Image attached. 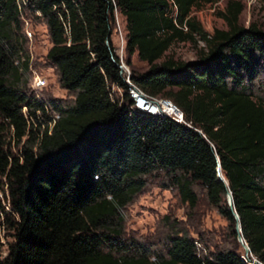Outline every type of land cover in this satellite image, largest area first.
Masks as SVG:
<instances>
[{"label":"trees","instance_id":"obj_1","mask_svg":"<svg viewBox=\"0 0 264 264\" xmlns=\"http://www.w3.org/2000/svg\"><path fill=\"white\" fill-rule=\"evenodd\" d=\"M200 1L173 0L171 15L168 0H28L20 9L0 0V186L7 202L0 199V225L11 237L5 254L0 240V264H251L252 257L264 264V100L253 94L264 25L239 24L242 2L226 0L217 12L225 27L207 31L191 14ZM113 9L124 17L125 52L146 63L129 80L170 99L183 121L128 107L109 41ZM22 15L41 22L49 41L33 65L50 66L71 95H46L58 113L50 126L28 84ZM197 39L203 45L193 60L165 53L174 42ZM216 156L250 254L237 246L200 254L184 230L167 233L159 247L125 232L124 206L160 172L189 208L197 200L192 184L200 183L236 239Z\"/></svg>","mask_w":264,"mask_h":264},{"label":"rangeland","instance_id":"obj_2","mask_svg":"<svg viewBox=\"0 0 264 264\" xmlns=\"http://www.w3.org/2000/svg\"><path fill=\"white\" fill-rule=\"evenodd\" d=\"M240 1L243 7L238 15V23L243 26H247L251 22L264 25V4L260 0ZM225 2L226 0H201L198 5L192 7L191 14L207 31H211L215 27L224 28L225 24L217 12L223 9ZM27 19H29L28 26L33 32L30 39L26 37L27 52L33 54V59L41 58L49 46L44 25L29 17ZM23 27L22 23V29ZM124 38V17L116 9H113L109 41L127 66L129 73L142 71L146 68V63L140 61L135 52L130 54L125 52ZM202 45L203 42L199 39L196 40V45L189 41H177L172 43L165 53L174 58L189 61L195 59L196 48H200ZM35 68L46 78L45 86L39 90V97L45 99L47 95L66 100L71 99V95L57 84L52 69L48 66H36ZM254 82L253 94L264 100V90L262 89L264 87V62L260 64ZM110 90L112 96L120 95V89L117 87L111 86ZM12 149L13 152L16 151V147ZM192 188L196 193L197 200L195 206L189 208L185 202L179 199L177 189L169 178L160 172L148 175L142 188L124 206L125 232L151 241L155 247H159L167 233L184 230L194 238V244L200 254L237 246L241 250L242 256L245 257L227 220L219 213L217 207L207 200L204 187L200 183L194 182ZM0 199L7 206L4 185L0 186ZM8 233L9 231L0 225V240L3 244L1 254H5L6 242L11 239Z\"/></svg>","mask_w":264,"mask_h":264},{"label":"built area","instance_id":"obj_3","mask_svg":"<svg viewBox=\"0 0 264 264\" xmlns=\"http://www.w3.org/2000/svg\"><path fill=\"white\" fill-rule=\"evenodd\" d=\"M15 2L19 9L21 8L22 5L28 4V0H15ZM168 2L170 6V14L174 15L176 12V6L173 0H168ZM35 14L39 15V12L35 11ZM27 18L26 16L24 17V15L21 16L22 23L24 24L23 32L25 36L28 39H30L33 35V32L28 26L29 19ZM62 25H63L64 35L67 38L65 43L69 44V25L67 21L64 20H62ZM182 28L185 29L184 24H182ZM45 33H46V29H45ZM113 51L114 53H116L114 47H113ZM23 58L24 56L15 57L13 59V63L16 65H20V62L23 60ZM37 59L41 60L42 56L41 58H37ZM32 61H33V54H28V70L30 71V78L28 84L30 90L42 102V105L47 113V117L49 119L48 122L50 126L54 122V120L58 117V113L52 110L49 103L44 98L39 97L40 95L39 90H41V88L45 86L46 78L44 75L36 71L35 68L36 66L33 65ZM117 66L120 68V71L124 74L125 81L128 84L127 91H128L129 99L131 101L130 104H128L129 108L131 109L135 108L139 111H143L148 114L169 116L172 119L179 122L183 121V114L181 109L176 104H174L170 99L149 95L129 80V76H130L129 70L127 66L123 63V60L121 59L120 55L118 56ZM48 68L52 69L50 66H48ZM22 110L25 111V105L22 106Z\"/></svg>","mask_w":264,"mask_h":264},{"label":"water","instance_id":"obj_4","mask_svg":"<svg viewBox=\"0 0 264 264\" xmlns=\"http://www.w3.org/2000/svg\"><path fill=\"white\" fill-rule=\"evenodd\" d=\"M198 132H200V131H198ZM216 159H217L216 174H217L218 179L220 181H222L225 184V187H226L225 201H226V204L228 205V208L231 211V214L233 215V218H234L233 229H234V231L236 233V240L241 244V246L243 248V253L245 255L250 254L249 247L246 244V242L243 239V237L241 235V232H240L239 217H238L237 212L233 208V200H232L231 191L227 187V180H226L224 174L223 175L221 174L222 170H221L220 164L218 162V157L217 156H216ZM251 262L255 263V264L258 263V261L254 257H252Z\"/></svg>","mask_w":264,"mask_h":264},{"label":"bare ground","instance_id":"obj_5","mask_svg":"<svg viewBox=\"0 0 264 264\" xmlns=\"http://www.w3.org/2000/svg\"><path fill=\"white\" fill-rule=\"evenodd\" d=\"M221 174L223 175V172H221Z\"/></svg>","mask_w":264,"mask_h":264}]
</instances>
